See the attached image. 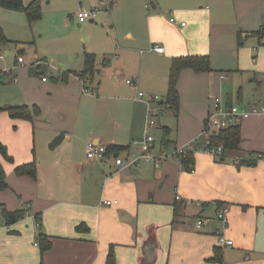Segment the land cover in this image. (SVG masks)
<instances>
[{"label":"crops","instance_id":"crops-1","mask_svg":"<svg viewBox=\"0 0 264 264\" xmlns=\"http://www.w3.org/2000/svg\"><path fill=\"white\" fill-rule=\"evenodd\" d=\"M171 1L184 5L176 8L174 17L171 10H164V3L155 0H98L94 9H106L109 3L108 15L103 16L108 41L99 58L93 49L83 52L95 55V74L86 82L94 95L83 92V83L75 74L83 69L82 55L77 68L62 72L69 73L65 82L49 84L40 78L47 91L59 96V118L42 124L35 117L32 125L0 114V141L13 158V163L0 158L8 185L0 191V206L7 211L28 208L26 217L9 227L3 226L0 217V264L40 263L39 229L34 222L38 213L40 231L51 242L43 264H105L110 245L116 264H212L214 248L220 250V262L225 264H264V161L253 158L264 153V115L251 116L240 125L237 156L251 155L248 160L253 165H234L231 158L217 161L200 152L192 156V171L170 159L159 168L143 164L139 169L122 170L115 169L114 154L99 161L86 159L89 141L124 147L118 154L122 158L139 153L129 141L120 140V132L129 133L130 139L141 133L147 104L135 99L137 92L159 94L164 99L174 57L209 53L212 71L196 74L185 69L180 73L178 109L169 108L175 120L157 121L154 127L162 128V142L167 143L166 149L160 145L159 152L171 153L199 135L214 99L223 106L262 103L264 38L248 34L264 27V0H210L212 10L199 0ZM29 2L23 1L25 5ZM0 12L21 13L2 8ZM170 18L176 24L169 23ZM74 21L70 19L72 25ZM238 33L243 39L240 49L236 48ZM139 48L144 50L138 53ZM4 56L6 53L0 60ZM39 64L36 71L54 70L46 61ZM126 80L135 81L137 90ZM227 86L231 94L224 97ZM120 92L124 95L119 96ZM83 99L111 103L95 110L82 104ZM6 122L14 125L12 131L5 127ZM32 138L36 181L14 174L16 165L33 159ZM103 201L117 204L104 206ZM218 207L227 208L225 229L216 218ZM199 220L203 222L200 228L196 225ZM219 234L232 245L220 247Z\"/></svg>","mask_w":264,"mask_h":264},{"label":"rangeland","instance_id":"rangeland-1","mask_svg":"<svg viewBox=\"0 0 264 264\" xmlns=\"http://www.w3.org/2000/svg\"><path fill=\"white\" fill-rule=\"evenodd\" d=\"M23 1L29 2L30 0ZM155 1L164 3L166 8L164 10L167 12L171 10L173 17L175 16V11L179 10L176 8H184L182 7L184 5L181 3L173 4L171 0ZM199 1L202 2L201 6H209L211 10L213 9V3L210 0ZM95 4L99 5L98 0H40L42 17L33 25L27 23L23 13L7 14L0 12V29L7 40V43L0 44V56L6 53L3 60H0V107L26 105L31 108L32 106H36L39 108V115L36 117L39 120L37 121L34 117V122H42V124H49L52 117L59 118V96L57 93L47 91L46 86L40 81V78L46 77L49 84L60 83L62 82L60 77L66 68H77L80 65L83 52H89L87 50L93 49L96 51L94 54L97 58L103 54L102 45L105 41H108V26L103 23V16L108 15L106 13L109 11V3H107L106 9H98V7L94 9L92 6ZM81 10H96L98 11V15L93 22L88 20L84 25L77 26V22L74 19H76V14ZM70 19L74 21L73 25L70 23ZM87 44H89V47H87ZM236 45V48H241L238 45L237 39ZM139 50L144 49L139 48L138 53ZM205 55L209 56V53ZM18 57L22 58V63H16ZM45 61L49 67H54V70H43L42 73L39 71L40 74L35 76V65ZM8 71L11 72L10 75L3 73ZM227 83H224V85ZM229 83L232 85V81H229ZM244 86L246 87L247 85L245 84ZM141 92L149 96L148 93ZM230 92V87H225L223 92L224 97L230 95ZM233 94L236 97L235 93ZM118 95L123 96L124 92H120ZM152 96H157L162 100L159 94H152ZM84 103H88L90 107L98 110L111 102L106 101L103 104H93L89 100L83 99L82 104ZM171 110L166 106L164 114L160 115V112L155 117L156 123L157 121L160 123L162 120L167 123L174 122L175 117ZM13 126L8 125L7 122L5 123V127H8L9 131H12ZM143 129L144 126L141 133L133 137V139H130L131 135L129 133L123 131L122 133L120 132L119 138L124 143L129 141L131 145L133 141L143 137ZM36 130L34 126L32 133L31 127L33 138L36 135ZM148 134L155 140L154 153L158 155L160 142L164 138L162 128L151 129L148 131ZM34 141H32V148H34L35 153ZM100 165L102 166V164Z\"/></svg>","mask_w":264,"mask_h":264},{"label":"trees","instance_id":"trees-1","mask_svg":"<svg viewBox=\"0 0 264 264\" xmlns=\"http://www.w3.org/2000/svg\"><path fill=\"white\" fill-rule=\"evenodd\" d=\"M0 8L21 12L25 15L27 23L32 24L41 19L42 13L40 9V0H31L28 4H24L23 0H0ZM249 36H256L260 39L264 38V27H260L254 32L248 34ZM238 45L243 41L241 33L237 34ZM7 43L6 38L4 37L2 30L0 29V44ZM95 55L90 53H84L83 55V69L79 73H75L80 79H92L95 74ZM189 69L192 72L199 73H209L212 71L210 59L208 56H180L174 57L171 59L168 80H167V90L166 95L161 102L165 107L167 106L170 109L177 111L179 105V94L177 91V83L180 76V73ZM42 73V72H41ZM40 73L36 71L35 76H38ZM69 73H63L60 77L61 81H66ZM89 81V80H88ZM84 88L88 89L86 82L84 83ZM6 113L11 120H25L30 122L33 125L34 117L39 115V108L32 106L29 108L26 105H10L0 107V114ZM240 126H232L227 129L221 130L218 133L212 134L210 138V145L217 146L222 145L224 151L226 152L225 156L220 158L217 161H225L228 158H232L240 154L239 144H240ZM167 143L162 142L161 148L166 149ZM124 147L116 146H107L106 155L114 154L115 157L122 151H125ZM164 151V150H162ZM33 159L30 162L16 165L14 167V174L17 177H27L33 181L37 180V166L34 157V150H32ZM193 154H185L182 157V168L186 171L193 170ZM251 155H247L246 158L240 157L238 165H253V161H250ZM239 157V156H237ZM0 158H2L7 163H13V158L8 154L6 146L0 141ZM191 166V168H189ZM8 188L6 183V174L5 170L0 162V191H4ZM28 212V208H19L14 211H7L4 207L0 206V217L3 221L4 227H9L17 222L23 220ZM173 215H176V208H173ZM34 222L39 229L37 236V247L39 248L40 263L43 264V254L51 248L50 237L40 231L41 229V214H36L34 216ZM174 221H172V225ZM82 224L76 227V230H81ZM221 252L219 249L214 248V258L210 260L212 264L215 262H220ZM105 264H116L115 250L114 246L110 245L107 250Z\"/></svg>","mask_w":264,"mask_h":264},{"label":"built area","instance_id":"built-area-1","mask_svg":"<svg viewBox=\"0 0 264 264\" xmlns=\"http://www.w3.org/2000/svg\"><path fill=\"white\" fill-rule=\"evenodd\" d=\"M97 15L98 11L96 10H81L76 14V19L81 25L88 20H94ZM169 23L176 24V20L174 18H170ZM180 25L184 27L185 23L181 22ZM152 50L156 52L163 51V49L160 47H153ZM16 60L18 63H22L21 57H18ZM5 73L10 72L8 71ZM42 80L45 81L46 77H42ZM80 80L83 83V92L94 95L93 91L84 88V83L87 82L89 78ZM126 84L137 90V83L135 81L126 80ZM135 99L139 101H145L147 104L143 137L141 139L133 141L130 145V147L132 148L137 147L139 149V153L130 154L126 158H122L119 156L115 157L114 165L116 170H122L126 168L139 169L143 164H151L154 168H159L169 159L178 166L182 167V157L185 154H194L198 152L205 153L213 159L219 160L220 158L225 156L226 152L224 151L222 145H210L209 141L212 134L218 133L219 131L232 126H240L243 121L247 120L251 116L264 115V97L262 103L252 105L250 107H240L239 105L223 106L219 99H214L213 109L208 113L204 128L199 133V135L191 139L184 146L174 148L171 153L167 154L161 150L157 155L154 153L155 140L148 134V131L155 127V117L157 116V114L161 111H164L166 108L161 104L163 99L160 100L157 96H145L142 92H137V96ZM153 105H155V107H153ZM85 155L87 160H102L106 156V147L94 144L93 142H88L85 147ZM253 158L255 161H264V153H257ZM239 160V157L234 156L231 161L234 165H238ZM189 168H191V166H189ZM175 200L179 201L180 197L176 195ZM101 204L104 206H111L117 203L116 201H103ZM216 218L225 229L227 225V208L218 207ZM196 225L198 228H200L203 225V222L199 220L197 221ZM218 236V245L220 247H230L232 245V241H226L221 234H219ZM214 264L225 263L215 262Z\"/></svg>","mask_w":264,"mask_h":264},{"label":"water","instance_id":"water-1","mask_svg":"<svg viewBox=\"0 0 264 264\" xmlns=\"http://www.w3.org/2000/svg\"><path fill=\"white\" fill-rule=\"evenodd\" d=\"M61 138H62V135L56 137L55 140L52 142L51 147H52V148L55 147V146L58 144V142L61 140ZM145 260H146V259H145ZM145 260H144V261H145Z\"/></svg>","mask_w":264,"mask_h":264}]
</instances>
